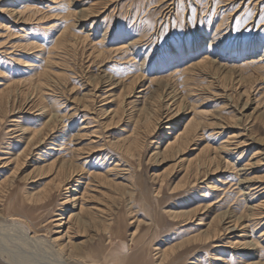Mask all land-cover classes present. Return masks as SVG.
Returning a JSON list of instances; mask_svg holds the SVG:
<instances>
[{"label":"rangeland","instance_id":"rangeland-1","mask_svg":"<svg viewBox=\"0 0 264 264\" xmlns=\"http://www.w3.org/2000/svg\"><path fill=\"white\" fill-rule=\"evenodd\" d=\"M262 182L264 0H0V264H264Z\"/></svg>","mask_w":264,"mask_h":264},{"label":"bare ground","instance_id":"bare-ground-1","mask_svg":"<svg viewBox=\"0 0 264 264\" xmlns=\"http://www.w3.org/2000/svg\"><path fill=\"white\" fill-rule=\"evenodd\" d=\"M211 62V61H210ZM206 63H207V61L206 60H204V61H202L201 63H199V64H201V66L202 65H206ZM198 64V65H199ZM212 64V63H211ZM206 67V66H205ZM204 68V67H203ZM203 70V69H202ZM214 97V96H213ZM123 109V108H122ZM152 123V122H151ZM36 132V131H35ZM33 136V135H32ZM183 137H181V136H177V137H175V143L173 142L172 144L171 143H169V145H174V144H180V143H182L183 142V139H182ZM126 139V138H125ZM178 139V140H177ZM182 139V140H181ZM181 140V141H180ZM184 140H188L187 138L186 139H184ZM137 144V143H136ZM183 144V143H182ZM186 147V146H185ZM238 147V146H237ZM210 152H211V150H210ZM256 153V152H255ZM255 153H253V154H255ZM210 155V154H209ZM208 157V156H207ZM19 159V158H18ZM260 160V159H259ZM247 164V163H246ZM250 165V164H249ZM203 166V165H202ZM201 166V167H202ZM246 167V166H245ZM3 186V185H2ZM252 186V185H251ZM250 186V187H251ZM253 188L252 189H255V190H257V192H260V191H262L263 189H264V182H262V183H256V184H254L253 186H252ZM75 189V188H74ZM73 190V189H72ZM77 190V189H76ZM43 191V190H42ZM49 192V191H48ZM254 193V192H253ZM261 193H263V192H261ZM42 196V195H41ZM255 207H257V208H260V209H264V199L262 200V201H260V203H258ZM255 212V211H254ZM74 213H71V216L73 215ZM81 214V213H80ZM255 214V213H254ZM79 215V214H78ZM257 217H264V210H262V211H260V212H258L257 214ZM83 216V215H82ZM81 217V216H80ZM78 218V217H77ZM256 218V217H255ZM83 219V218H82ZM257 220V219H256ZM62 221V220H61ZM236 222H237V220H235ZM260 221V220H259ZM235 222V224L233 225V226H238V225H236L237 223ZM261 222V221H260ZM238 223H239V221H238ZM63 223H61L60 225H62ZM257 225V224H256ZM230 226V225H229ZM240 227V226H239ZM210 228V227H209ZM214 231V230H213ZM263 235V234H262ZM54 240V239H53ZM248 243V242H247ZM257 244V243H256ZM173 247V246H172ZM171 250V249H170ZM1 256V255H0ZM3 258V257H2ZM164 260V259H163ZM160 263H162V261H160Z\"/></svg>","mask_w":264,"mask_h":264}]
</instances>
